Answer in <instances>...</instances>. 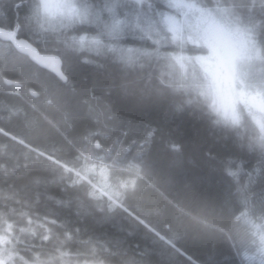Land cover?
<instances>
[{
    "label": "trees",
    "instance_id": "16d2710c",
    "mask_svg": "<svg viewBox=\"0 0 264 264\" xmlns=\"http://www.w3.org/2000/svg\"><path fill=\"white\" fill-rule=\"evenodd\" d=\"M30 2L0 0V27H15L18 19L23 25ZM154 2L163 10L160 0ZM18 35L36 40L26 27ZM63 39L51 36L48 50L61 56L67 83L0 41V230L5 221L12 224L13 264H90L100 259L105 264H241L244 251L254 249L235 220L242 210L238 188L246 186L257 207L264 198V160L258 150L246 147L252 131L239 129L241 139L237 130L213 124L215 117L203 105L188 104L183 90L161 85V73L169 71L163 63L121 70L104 56L67 52ZM121 43L136 48L142 42L129 37ZM112 79L130 87L162 88L163 96L159 102L136 105L101 87ZM163 79L176 84L179 73ZM80 148L89 157L97 153L108 158L104 169L110 184L137 180L135 191L129 187L122 198L124 206L154 231L122 209L101 211V202L86 194L87 179L73 186L69 177L77 180L74 174L63 180L53 175L58 166L47 157L79 168L84 164L83 156L76 159ZM140 155L173 165L178 178L127 170ZM116 159L119 166L111 167ZM228 166L238 168L239 183L226 175ZM99 170L97 166L86 175L98 182ZM157 232L173 238L181 252H174Z\"/></svg>",
    "mask_w": 264,
    "mask_h": 264
},
{
    "label": "snow or ice",
    "instance_id": "6c2138e0",
    "mask_svg": "<svg viewBox=\"0 0 264 264\" xmlns=\"http://www.w3.org/2000/svg\"><path fill=\"white\" fill-rule=\"evenodd\" d=\"M160 4L163 10L154 0H31L25 23L22 25L18 19L15 27H0V41H6L9 48H14L32 64L55 72L65 83L68 77L60 67L63 63L61 56L50 54L48 50L51 36H64L62 43L67 52L95 53L121 70L142 68L145 63H163L169 71L161 73V85L174 91L183 90L189 95L188 104L203 105L209 115L215 117L213 124L237 130L241 139L243 136L238 130L250 129L253 134L248 137L247 150H258L264 160V0H251L250 3L160 0ZM22 27H26L36 40L21 39L18 34ZM69 32L72 34L66 35ZM129 37L141 41V46L125 47L121 42ZM189 45L194 46L192 50ZM84 63L91 61L86 59ZM177 72L178 83L163 79L164 75L171 77ZM5 83L12 81L5 79ZM101 87L110 93L115 90L121 99L131 100L136 105L156 103L163 96L162 88L130 87L128 82L118 83L114 79L101 82ZM32 95L37 93L33 91ZM240 147L245 145L241 143ZM95 148L100 149L101 145L97 143ZM79 152L76 159L84 157V164L79 168L48 156L58 166L53 175L58 174L63 180L65 174H74L77 180L69 177L73 186L87 179L90 190L86 194L101 202L98 205L101 211L122 209L149 231H154L143 218L124 206L122 198L127 197L129 187L135 191L137 180L121 181L118 186L109 183L98 186L86 173L94 171L97 166L103 172L108 158L97 153L89 157L84 148ZM90 161L93 162L91 168ZM119 164L118 159L113 160L111 167ZM133 168L137 174L146 170L149 174L178 178L172 174L175 171L173 165L144 155L127 164V170ZM225 172L239 183L238 168L234 170L228 166ZM238 193L242 210L235 220L244 226L248 244L254 249L251 253L244 251L241 264H264V198L257 207L249 199L246 186H240ZM5 224L6 227L0 230V264H13L16 252L9 247L13 239L10 233L12 224L7 221ZM156 235L174 252H181L173 238L158 232ZM161 255L163 257L165 253ZM90 264H105V261L93 260ZM161 264H171V261L162 260Z\"/></svg>",
    "mask_w": 264,
    "mask_h": 264
},
{
    "label": "rangeland",
    "instance_id": "374dc122",
    "mask_svg": "<svg viewBox=\"0 0 264 264\" xmlns=\"http://www.w3.org/2000/svg\"><path fill=\"white\" fill-rule=\"evenodd\" d=\"M131 47V46H129ZM91 168V167H90ZM99 178H101V180L97 183L98 186H103L106 182L107 179V171L104 169L103 172H101V170H99L98 172Z\"/></svg>",
    "mask_w": 264,
    "mask_h": 264
},
{
    "label": "water",
    "instance_id": "95a60500",
    "mask_svg": "<svg viewBox=\"0 0 264 264\" xmlns=\"http://www.w3.org/2000/svg\"><path fill=\"white\" fill-rule=\"evenodd\" d=\"M21 39H23V38H21ZM1 42H6V41H1ZM7 43V42H6ZM14 49V48H13ZM15 50V49H14ZM16 51V50H15ZM60 67L62 68V64L60 65ZM41 68V67H40ZM42 69H44V70H47L48 72H50V73H52V74H54L55 76H56V74H55V72H53V71H50L49 69H45V68H42ZM57 77V76H56ZM58 78V77H57ZM59 79V78H58Z\"/></svg>",
    "mask_w": 264,
    "mask_h": 264
},
{
    "label": "bare ground",
    "instance_id": "6f19581e",
    "mask_svg": "<svg viewBox=\"0 0 264 264\" xmlns=\"http://www.w3.org/2000/svg\"><path fill=\"white\" fill-rule=\"evenodd\" d=\"M57 44H58V42H57ZM50 54H52V53H50ZM21 55V54H20ZM38 67V66H37ZM38 68H40V67H38ZM42 69V68H41ZM62 82H64V81H62ZM112 163H110L109 165H111ZM107 176H108V174H107ZM101 180V178H99V181ZM98 181V182H99ZM93 183H95V184H97L98 182H96V181H92ZM106 182L107 183H109V181H108V178L106 179ZM146 183H147V181H146ZM110 184V183H109Z\"/></svg>",
    "mask_w": 264,
    "mask_h": 264
}]
</instances>
